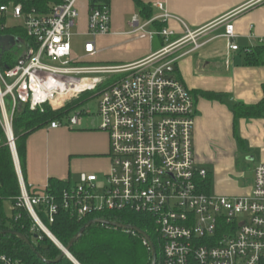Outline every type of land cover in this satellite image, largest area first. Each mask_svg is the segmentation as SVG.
<instances>
[{
	"label": "built area",
	"instance_id": "obj_1",
	"mask_svg": "<svg viewBox=\"0 0 264 264\" xmlns=\"http://www.w3.org/2000/svg\"><path fill=\"white\" fill-rule=\"evenodd\" d=\"M78 1L61 0L44 16H25L20 6L0 8L24 21L22 28L32 42L12 68L0 72V128L10 151L15 148L12 121L19 105L30 110L48 105L59 111L83 93L94 92L111 77L120 76L98 93L99 131L109 141V172L102 177V186L96 175H80L71 191L63 194L64 208L78 218L100 212L151 218L159 242L158 264H264V165L254 169L248 197H219L201 191L208 174L194 160L195 102L176 77L172 48L189 43L198 49L205 29L190 32L180 22L183 38L141 63L86 64L72 57L71 30L78 19ZM156 7L163 12L161 5ZM171 18L165 12L149 21L135 17L131 33L167 42L174 35L169 29H146ZM219 24L224 27L219 37L226 41L228 51L239 52L230 18ZM109 27L108 6L89 12L91 38L108 34ZM259 44L264 45V39ZM84 53L95 54L93 42L84 44ZM85 82L91 83L75 90ZM90 114L77 110L66 122L55 121L48 127L80 128L83 117ZM19 183L16 207L26 210L35 228L49 240L55 239L36 208L42 206L47 223L53 224L58 213L56 199L46 191L31 192L23 180ZM55 246L60 251L63 247ZM0 264L13 263L0 256Z\"/></svg>",
	"mask_w": 264,
	"mask_h": 264
},
{
	"label": "crops",
	"instance_id": "obj_2",
	"mask_svg": "<svg viewBox=\"0 0 264 264\" xmlns=\"http://www.w3.org/2000/svg\"><path fill=\"white\" fill-rule=\"evenodd\" d=\"M143 2L151 5L153 18L163 12L172 17L163 27L174 34L169 41L131 33L132 19H139L132 0H111L109 33L93 39L88 34L89 4L80 0L77 2L78 19L71 30L72 40L83 44V52L84 44L93 42L95 54L84 53L82 59H78L72 49L73 59L91 65H134L181 40L185 33L180 22L190 32L205 29L198 40L201 45L198 49L193 50L189 43H179L172 48V56L177 58L176 77L195 102L194 160L208 174L209 194L248 197L254 169L264 165V118L239 120L235 135L231 106L235 103L253 106L263 97L264 66L245 65L242 50L264 39V0ZM157 5L162 6L163 12ZM226 18H230L234 26L239 52L228 51L226 41L219 37L224 32L219 23ZM146 30H152L151 26ZM199 92L224 95L225 103L204 100L197 95ZM81 127H46L27 138L24 185L28 190L43 193L50 179L73 184L80 175L102 178L109 172L107 134Z\"/></svg>",
	"mask_w": 264,
	"mask_h": 264
},
{
	"label": "trees",
	"instance_id": "obj_3",
	"mask_svg": "<svg viewBox=\"0 0 264 264\" xmlns=\"http://www.w3.org/2000/svg\"><path fill=\"white\" fill-rule=\"evenodd\" d=\"M61 0H0V8L20 6L23 15L34 14L44 16L51 9L60 4ZM111 0H89V12L95 8L110 5ZM137 10V16L142 21L153 18L151 5L143 0H132ZM6 14L0 11V36H12L20 44L13 50L5 52L0 57V69L5 71L12 68L21 58L23 50L32 44L23 28L6 27ZM164 23L153 22L151 29L160 31ZM159 38V37H157ZM163 40V39H162ZM22 50V52H21ZM245 65L264 66V45H256L242 50ZM116 80H108L101 84L96 91L100 92L109 87ZM263 97L253 106H245L235 103L231 106L234 119L236 135L237 123L241 119L253 120L264 118V85L262 87ZM92 92L83 93L77 100L71 101L63 109L53 111L50 106L44 105L41 109L30 110L27 106L19 105L14 112L12 131L14 135L15 150L19 161L21 177L26 184L25 177V143L27 138L34 132L48 127L52 122H66L69 117L81 109L84 102L91 96ZM197 95L207 101L225 103V96L216 93L199 92ZM196 96V94H195ZM237 140L239 142L238 136ZM0 233L11 231L23 235L30 246L25 245L17 237L10 234H0V256L8 258L13 264H45L43 260L55 261L61 256V251L39 230L24 209L16 207L17 199L20 197V183L13 163L11 151L4 139L0 128ZM208 176L201 182V191L208 192ZM73 184L56 179H50L46 193L56 199L58 213L53 224H48L43 213V207H37L36 212L46 224L48 230L56 241L66 248L75 235L92 220L100 219L121 225L132 226L145 232L154 245L159 263V242L156 228L151 218L144 215L132 214L130 212H100L87 215L83 218L73 216L69 210L64 208L63 194L71 191ZM12 204V214L7 216L4 204ZM71 257L78 264H151V253L143 245L142 237L135 233L92 225L87 228L82 236L70 248ZM57 264H71L63 257Z\"/></svg>",
	"mask_w": 264,
	"mask_h": 264
},
{
	"label": "water",
	"instance_id": "obj_4",
	"mask_svg": "<svg viewBox=\"0 0 264 264\" xmlns=\"http://www.w3.org/2000/svg\"><path fill=\"white\" fill-rule=\"evenodd\" d=\"M18 44H19V42L14 37H12V36H0V57L5 52H9V51L13 50L16 46H18ZM11 155H12V158H13V163H14V166H15V170H16L18 179L21 181L22 179H21V172H20V167H19V161H18V157H17L16 150H15L14 147L11 149ZM92 225H101V226L110 227V228H114V229L126 231V232H129V233H135V234L139 235L140 237H142V239L148 245L149 251L151 253V264H156L157 263L156 250H155L154 245L151 242L150 238L148 237V235L145 232L141 231L140 229H138L136 227L127 226V225H121V224L112 223V222H109V221H106V220H100V219L92 220V221L86 223L84 225V227L69 242V244H68V246L66 248H64V247L63 248L62 247L60 248L61 249V256L57 260H55V261H46V260H43L39 254H36L37 257L40 260H42L45 264H57V263H59V261L63 257L69 259V256H71L70 253H69L70 248L82 236V234L84 233V231L87 228H89L90 226H92ZM0 234H10V235H13V236L17 237L20 241H22L25 245L30 246L28 240L23 235H21L19 233H15V232H11V231H3Z\"/></svg>",
	"mask_w": 264,
	"mask_h": 264
},
{
	"label": "rangeland",
	"instance_id": "obj_5",
	"mask_svg": "<svg viewBox=\"0 0 264 264\" xmlns=\"http://www.w3.org/2000/svg\"><path fill=\"white\" fill-rule=\"evenodd\" d=\"M24 21L22 19L16 20L12 18L10 11L6 14V27L8 28H13V27H20L22 28ZM84 42V41H83ZM71 48L73 49V53L77 55L78 59H82L84 56L83 52V44H81L77 39L71 40ZM22 52V50H21ZM1 74L4 72L3 70H0ZM120 76H114L111 77L109 80H117L119 79ZM3 90V87H2ZM98 91H94L91 93V96L89 99L83 103L81 109L79 111L82 112H90L91 114L88 115L87 117H83L82 121V130H87V131H99V126H100V118L98 117L97 114V102H98ZM8 99L5 100L6 103V111L9 113L10 111V106L8 105ZM100 186H102L104 180H102L101 177H98ZM12 209L13 206L9 202L4 204V211L7 216H10L12 214ZM69 260V259H68ZM70 261V260H69ZM72 264V263H71Z\"/></svg>",
	"mask_w": 264,
	"mask_h": 264
},
{
	"label": "bare ground",
	"instance_id": "obj_6",
	"mask_svg": "<svg viewBox=\"0 0 264 264\" xmlns=\"http://www.w3.org/2000/svg\"><path fill=\"white\" fill-rule=\"evenodd\" d=\"M91 82H85V83H82L81 85H76L75 87V90L78 91V90H81L83 89L84 87H87L88 84H90ZM54 245L56 244H59L55 239L51 238L50 240ZM63 248V247H62ZM69 260L72 264H77L76 261L74 259H72L71 256H69Z\"/></svg>",
	"mask_w": 264,
	"mask_h": 264
}]
</instances>
